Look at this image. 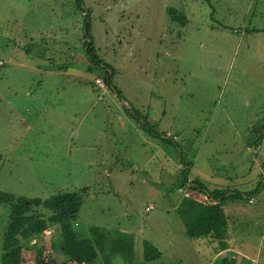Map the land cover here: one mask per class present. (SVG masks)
I'll list each match as a JSON object with an SVG mask.
<instances>
[{
  "label": "rangeland",
  "instance_id": "obj_1",
  "mask_svg": "<svg viewBox=\"0 0 264 264\" xmlns=\"http://www.w3.org/2000/svg\"><path fill=\"white\" fill-rule=\"evenodd\" d=\"M80 5L89 21V52L100 65L90 63L86 49L71 47L76 39L63 41L76 35L62 25L79 26L83 19L74 0H0V188L43 197L75 189L82 196L77 230L92 224L123 238L130 233L136 245L146 239L160 251L147 264L207 261L204 238L184 236L171 207L189 195L177 186L179 164L187 166L186 175L194 168L198 174L221 167L234 172L229 187L240 191L260 179L255 162L264 158V0ZM167 6L184 12V25L168 18ZM18 43L29 54L13 47ZM46 64L55 71L38 69ZM102 64L112 69L110 84L124 99L110 84L92 85L95 75L104 74ZM171 68L177 71L173 81ZM156 98L164 115L148 127L126 115L128 104L144 113L148 105L154 109ZM147 114L154 118V110ZM162 130L176 132V144L153 133ZM258 135L259 143L253 142ZM186 159L198 164L191 168ZM263 190L251 202L226 200L231 242L245 260L255 257L258 241L264 244ZM147 202L150 210H144ZM4 215L0 204V225ZM51 233L36 244L25 241L21 264H60V254L49 247ZM133 254L140 258L136 249Z\"/></svg>",
  "mask_w": 264,
  "mask_h": 264
},
{
  "label": "trees",
  "instance_id": "obj_2",
  "mask_svg": "<svg viewBox=\"0 0 264 264\" xmlns=\"http://www.w3.org/2000/svg\"><path fill=\"white\" fill-rule=\"evenodd\" d=\"M80 4L81 0H74L78 11L83 10V48L86 49L85 54L91 61L90 63L100 65L99 59L96 56H91L89 52L93 51L92 40L89 36V21L88 18H85L87 12ZM165 12L171 21H178L181 25L187 21L184 12L172 6H167ZM102 66L104 68V74L101 77L103 83L110 84L109 76L112 74V69L107 65L102 64ZM91 83L93 85V78ZM109 87L118 97L122 98L114 85L110 84ZM127 108L129 109V107ZM133 114L142 125L148 127L144 114L136 115L134 112ZM162 139L176 144L175 139L164 133ZM3 161L4 156L0 151V165ZM186 170L187 166L180 170L178 188L184 186L185 189L197 190L205 195L208 201L204 202L190 195H183L179 199L175 209L182 221L185 235L190 238L206 237L215 240L217 248L223 249L227 246L226 239L228 238V215L224 208L227 198L245 197L247 200L249 196L256 195L260 189H264L262 187L264 175L262 173L259 175L260 179L255 187L240 191L235 187L206 188L196 180H188ZM81 202L82 196L75 189L57 190L43 197L19 195L0 188V204L5 210L3 222L0 225V264H21L25 241L30 239L36 244L43 237L44 232L50 231L53 233L49 236V247L51 251L60 254V264L64 262L98 264V261L101 264H110L111 259L115 257L122 260L124 264H147L156 256L153 245L147 240L142 241L140 258L135 259L133 242L128 237L107 234L105 228L102 229L99 225L92 224L84 227L82 231L77 230L75 221ZM39 253L40 249L37 246L36 258L39 257ZM215 264H249V259L245 260L241 255L230 257V253L225 252L218 256Z\"/></svg>",
  "mask_w": 264,
  "mask_h": 264
},
{
  "label": "crops",
  "instance_id": "obj_3",
  "mask_svg": "<svg viewBox=\"0 0 264 264\" xmlns=\"http://www.w3.org/2000/svg\"><path fill=\"white\" fill-rule=\"evenodd\" d=\"M79 12V11H78ZM80 14H81V16H82V14H83V10L81 11V12H79ZM69 24H71V26H69ZM68 27H70L71 28V30L72 31H75V35L76 36H74L72 39H64L63 41L64 42H68V41H71V40H73V39H76V41H75V43H74V45L72 44L71 45V47H73L74 49H76L77 50V48L79 47V48H83V44H82V41H83V33H84V27H83V20H82V22H81V24L79 25V26H73V23H65L64 25H62V28H68ZM262 28V27H261ZM261 28H255V29H257V30H255L256 31V33L259 31V29H261ZM63 34H64V37H66L67 36V34L66 33H64V32H62ZM81 34V36H82V41L81 40H79V35ZM157 41H161V39H157ZM131 45V44H130ZM160 45V44H159ZM67 47H69V45H68V43H67V45H66ZM13 47H15V49H21L22 51H24V52H26L25 50H23V47L22 46H20V44L18 43V44H13ZM45 49H50V45H48V44H46V46H45ZM53 50V49H52ZM27 53V52H26ZM27 54H29V53H27ZM155 54H157V52L155 53ZM44 55H46V53H44ZM47 56V55H46ZM157 56H158V54H157ZM43 59H47L48 57H45V56H43L42 57ZM0 60H1V63L0 64H3L4 63V59L3 58H0ZM173 66V65H172ZM51 67H49V64H46L45 65V67L44 68H41V67H38V69L39 70H43V71H55L54 69H50ZM59 69L60 70H62V66L61 67H59ZM172 70H171V73H172V81H173V79H174V76H175V74H176V69H173V68H171ZM94 78V77H93ZM93 86L94 87H96L94 84H93ZM97 88H99V87H97ZM264 90V88H260V91H263ZM112 92H113V90H112ZM29 94V93H28ZM116 95V94H115ZM117 96V95H116ZM236 96L235 95H233V99L235 98ZM119 98H121V97H119ZM121 99H124V98H121ZM233 99H231V100H229L230 101V103H232V105L230 106V110L231 111H235V109H236V106L234 105V103H233ZM247 103V102H246ZM159 104V101H158V98H156V101H154V109H153V106L152 107H150V105H148V107H147V109L145 110V112L144 113H141V114H144L145 115V117H146V119H147V122L149 123L150 122V120L151 121H153L152 119H156V120H160L162 117H163V115H164V109L162 108V107H160V105H158ZM127 107H129V109L127 108ZM149 108H150V111H153L154 110V118L153 117H150V115H151V113H150V115L148 116V112H149ZM126 115L127 114H130L131 116H133V117H135V115L133 114V112L134 113H136V115H139L138 113H137V110L136 109H134V108H132L131 107V105H127L126 106ZM257 111L259 112V109L257 108L256 110H255V114L256 115H258L257 114ZM260 115L262 114V113H259ZM260 115L259 116H257V118L259 119V117H260ZM261 118V117H260ZM145 126H147V125H145ZM260 127H263V125H260ZM263 129H264V127H263ZM166 132H170V133H172V134H175L176 136H177V138H178V134L176 133V132H174V131H170V130H162L161 132H159V133H157L156 134V132H154L153 131V133H155L156 135H159L160 136V138H161V140H163L162 139V135H163V133L165 134ZM260 136L258 135V136H256L252 141L254 142V140H255V143H259V140L260 139H258ZM176 138V139H177ZM175 139V140H176ZM258 139V140H257ZM142 142H151V141H148V140H146V139H143L142 140ZM155 142V141H154ZM153 142V143H154ZM153 143H150V144H153ZM156 145V144H155ZM184 162V161H183ZM186 162L188 163V164H190V167L191 166H193V165H197L198 163H194V161H192V160H190V162H189V160H187L186 159ZM223 162H225V161H223ZM209 163V162H208ZM226 164H230V162L229 161H226L225 162ZM185 166L186 165H184V163L183 164H179V170H181V169H185ZM264 166V158H258V160L255 162V167H258V169L260 170L259 171V173L261 174L262 173V169L264 168L263 167ZM205 167H207V166H205ZM192 168V167H191ZM190 168V169H191ZM258 173V174H259ZM197 175H201V177L202 178H204L205 180V182L206 183H214L213 184V187H211L212 186V183H211V185H203V183H202V181H201V179L197 176ZM234 176H235V174H234V172H226V171H224V168H220V171H218L217 173H216V171H213V170H211V172L209 173V172H206V174H201V173H199L198 174V172H197V170L194 168V171L191 173V172H187V175H186V177H187V179L188 180H190V181H193V180H196L197 181V183H201L204 187H206V188H214V187H229V184H231V183H234V180H233V178H234ZM219 177L221 178V179H219ZM208 181V182H207ZM184 189V188H183ZM182 190V188H180V191ZM185 191H187L188 192V194L190 195V196H192V197H194V198H196V199H199V200H203L204 202H207L208 201V198L205 196V195H203L202 193H200V192H198L197 190H192V189H185ZM255 197H256V195H255ZM261 199H264V196L262 195V198ZM178 201L179 200H177V202L175 203V204H173L171 207H173V209H174V213L177 215V212H176V209H175V206H176V204L178 203ZM147 203H149V202H147ZM146 203V204H147ZM145 204V205H146ZM226 205L227 204H224V208L226 207ZM226 209V208H225ZM226 211V210H225ZM178 216V215H177ZM178 219H179V224H181V232L183 233V235L184 236H186L185 235V232H184V228H183V224H182V221H181V219L179 218V216H178ZM86 228V227H85ZM106 229V228H105ZM107 230V229H106ZM232 230V227L230 226V222H228L227 223V233H228V238L226 239V241H227V246L225 247V248H223V249H218L217 248V246H216V242H215V240H211V239H209V238H206V237H203L204 238V241H202L201 242V244H202V247H200L202 250H204V251H206L207 253L205 254L209 259L206 261V260H203L202 262H198L197 264H215L216 263V259L218 258V256L219 255H222V254H224L225 252H229L230 253V257H234V256H236V255H241V256H243V254L245 253V252H242L241 251V249H237L236 247H237V245H235V244H233L232 242H231V239L233 238L232 237V232H230ZM116 233H114V235H115ZM116 235H121L120 233H117ZM126 237H128L132 242H133V249L135 250L136 249V252H138V253H140L141 251V247H142V241L143 240H146V239H140L139 240V243L136 245V243H134V239H133V236H131V234L130 233H128L127 235H126ZM197 238V237H196ZM138 240V239H137ZM152 244V243H151ZM153 245V244H152ZM259 246H261V247H264V244H261L259 241L257 242V244H256V247H255V257H256V254H257V251H258V249H259ZM136 247V248H135ZM153 247H154V249H155V253H156V256L152 259V261L154 260V259H157L158 258V256L160 255V251L158 250V248L155 246V245H153ZM196 251H197V246H196ZM258 255H260V254H258ZM134 256H136V255H134ZM102 260V259H101ZM113 260L114 259H112V262L110 263V264H112L113 263ZM116 262H117V264H119V262L117 261V260H115ZM98 263H99V261H98ZM63 264H70V263H68V262H64ZM156 264H164V262H161L160 261V263H156ZM256 264H264V261H258V260H256Z\"/></svg>",
  "mask_w": 264,
  "mask_h": 264
},
{
  "label": "built area",
  "instance_id": "obj_4",
  "mask_svg": "<svg viewBox=\"0 0 264 264\" xmlns=\"http://www.w3.org/2000/svg\"><path fill=\"white\" fill-rule=\"evenodd\" d=\"M1 62V60H0ZM93 84L96 86V87H99V88H103L104 87V83H103V80L101 77H98V76H95L93 78ZM165 135L167 136H170L172 139H174L176 136L170 132H166ZM255 149H258V144H256L255 146ZM253 199V196H249L247 198V201L248 202H251ZM152 204L151 203H147L145 206H144V210H150L152 208ZM262 235L264 236V232H262ZM258 254H263L264 255V247H261L259 246V249L257 251V254H256V257L254 258H249V264H256V258L258 256Z\"/></svg>",
  "mask_w": 264,
  "mask_h": 264
}]
</instances>
